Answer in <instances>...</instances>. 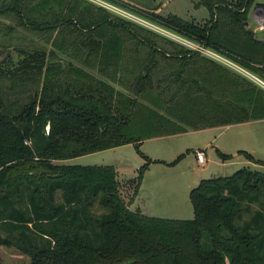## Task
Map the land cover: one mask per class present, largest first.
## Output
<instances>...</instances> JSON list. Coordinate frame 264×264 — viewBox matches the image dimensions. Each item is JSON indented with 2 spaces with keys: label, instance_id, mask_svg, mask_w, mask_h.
<instances>
[{
  "label": "trees",
  "instance_id": "obj_1",
  "mask_svg": "<svg viewBox=\"0 0 264 264\" xmlns=\"http://www.w3.org/2000/svg\"><path fill=\"white\" fill-rule=\"evenodd\" d=\"M108 1L264 79V39L244 24L255 0H200L202 23ZM1 54L0 245L29 264H264L260 170L201 179L193 218L174 219L129 209L138 184L125 200L107 165L56 163L264 118L263 88L89 0H0Z\"/></svg>",
  "mask_w": 264,
  "mask_h": 264
},
{
  "label": "rangeland",
  "instance_id": "obj_2",
  "mask_svg": "<svg viewBox=\"0 0 264 264\" xmlns=\"http://www.w3.org/2000/svg\"><path fill=\"white\" fill-rule=\"evenodd\" d=\"M89 1L106 8L115 15L181 43L163 34L162 31L167 30L182 36L181 34L141 14L108 0ZM126 1L144 8H155L156 12L161 15L175 14L185 20H194L199 23L204 22L209 16L207 7L201 4L200 0ZM226 1L236 2L238 0ZM257 2L264 4V0H255L249 9V14ZM121 10L132 16L122 13ZM248 26L258 38L264 39V31L258 30L250 18ZM218 63L233 73L241 75L228 66ZM255 74L262 78L259 74ZM196 149L204 151L205 163L203 165H198L195 161L194 151ZM247 154L254 159L264 161V118L189 130L167 136L150 137L143 139L139 145L126 143L57 160L56 163L81 166L107 165L113 170L115 181L119 185V192L125 200L129 199L131 192L127 184L136 180L138 186L136 193L128 202L129 209H138L146 215L155 217L191 219L193 210L189 193L201 179L231 175L244 167L264 172V165L249 159ZM94 209L97 213L103 210L98 205ZM29 263L30 258L14 246L0 245V264Z\"/></svg>",
  "mask_w": 264,
  "mask_h": 264
},
{
  "label": "built area",
  "instance_id": "obj_3",
  "mask_svg": "<svg viewBox=\"0 0 264 264\" xmlns=\"http://www.w3.org/2000/svg\"><path fill=\"white\" fill-rule=\"evenodd\" d=\"M100 1V0H98ZM256 4V3H255ZM253 5V8L251 9V12L249 14V18L252 20L254 24H256L258 30H263L264 31V4H258V5ZM122 13H126L128 15H131L130 13L121 10ZM156 27V26H155ZM163 34L174 38L178 41H180L183 45L187 46L188 48L195 50L199 52L200 54L207 56L217 62H220L226 66H228L230 69L239 72L243 77L247 78L254 84L258 85L259 87L264 89V80L260 78L258 75H256L253 71L249 70L248 68L240 65L233 59L225 56L224 54L214 50L211 47H207L203 44L197 43L193 40H190L186 37L177 35L173 32H169L167 30L162 31ZM195 153V158L199 163H203L205 161L204 158V151L201 149H196L194 151Z\"/></svg>",
  "mask_w": 264,
  "mask_h": 264
},
{
  "label": "water",
  "instance_id": "obj_4",
  "mask_svg": "<svg viewBox=\"0 0 264 264\" xmlns=\"http://www.w3.org/2000/svg\"><path fill=\"white\" fill-rule=\"evenodd\" d=\"M258 4H259V2H257L255 5H258ZM244 24H245V26H248L249 25V22L248 21H245ZM7 53H8V50H7Z\"/></svg>",
  "mask_w": 264,
  "mask_h": 264
},
{
  "label": "crops",
  "instance_id": "obj_5",
  "mask_svg": "<svg viewBox=\"0 0 264 264\" xmlns=\"http://www.w3.org/2000/svg\"><path fill=\"white\" fill-rule=\"evenodd\" d=\"M211 128V127H210ZM194 155H195V153H194ZM195 161H196V163L198 164V165H203L204 163H205V161L203 162V163H199L197 160H196V158H195Z\"/></svg>",
  "mask_w": 264,
  "mask_h": 264
}]
</instances>
